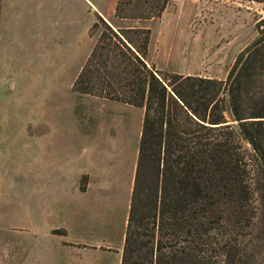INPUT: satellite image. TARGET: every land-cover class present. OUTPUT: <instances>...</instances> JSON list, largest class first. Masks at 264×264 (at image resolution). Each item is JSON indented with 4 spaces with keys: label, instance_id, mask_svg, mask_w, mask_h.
Returning <instances> with one entry per match:
<instances>
[{
    "label": "rangeland",
    "instance_id": "374dc122",
    "mask_svg": "<svg viewBox=\"0 0 264 264\" xmlns=\"http://www.w3.org/2000/svg\"><path fill=\"white\" fill-rule=\"evenodd\" d=\"M15 6L0 31V264H121L144 110L73 91L100 33L89 1ZM105 21L150 29L159 71L225 81L264 3L170 0L160 18Z\"/></svg>",
    "mask_w": 264,
    "mask_h": 264
},
{
    "label": "trees",
    "instance_id": "16d2710c",
    "mask_svg": "<svg viewBox=\"0 0 264 264\" xmlns=\"http://www.w3.org/2000/svg\"><path fill=\"white\" fill-rule=\"evenodd\" d=\"M169 2L118 0L115 16ZM97 33L73 91L144 110L121 264H264V31L225 81L157 70L148 28L97 14Z\"/></svg>",
    "mask_w": 264,
    "mask_h": 264
},
{
    "label": "crops",
    "instance_id": "0c3cea01",
    "mask_svg": "<svg viewBox=\"0 0 264 264\" xmlns=\"http://www.w3.org/2000/svg\"><path fill=\"white\" fill-rule=\"evenodd\" d=\"M42 1V0H41ZM84 3L87 1L90 2V4L97 9L103 18L107 19V17L114 15L117 0H82ZM15 3L16 0H1L0 1V31L2 32L7 28V26L11 25V21L13 20L14 16V9H15ZM125 22V21H123ZM127 22V21H126ZM0 32V33H1ZM185 75H191V74H185Z\"/></svg>",
    "mask_w": 264,
    "mask_h": 264
}]
</instances>
